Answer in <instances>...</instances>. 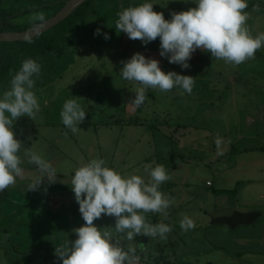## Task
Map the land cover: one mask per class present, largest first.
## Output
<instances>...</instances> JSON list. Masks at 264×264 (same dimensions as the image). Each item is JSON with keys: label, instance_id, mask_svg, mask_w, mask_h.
I'll list each match as a JSON object with an SVG mask.
<instances>
[{"label": "rangeland", "instance_id": "rangeland-1", "mask_svg": "<svg viewBox=\"0 0 264 264\" xmlns=\"http://www.w3.org/2000/svg\"><path fill=\"white\" fill-rule=\"evenodd\" d=\"M40 1L0 0V13ZM143 2L88 0L78 15L75 14L79 7L30 42L13 43L17 55L11 68L0 78V93L10 87L22 61L35 59L41 65L34 88L41 110L34 120L24 115L13 124L14 134L24 146L20 151L24 177L0 192V264H62L54 254L55 247L67 239L74 240V229L85 223L70 186L71 178L76 168L93 158H103L107 166L123 174L142 175L146 180L145 165H163L171 177L170 184L177 182L175 193L180 190L179 183L185 182L184 188L189 183L191 189L184 191L186 196L179 206L182 213L173 211L172 214L178 215L171 218L157 212L143 213L147 223L163 222L172 227L166 239L138 235L128 241L126 233L116 234L123 245L136 247L139 257L143 253L144 259L151 255L159 258L161 250L172 249L177 252V258L184 257L180 264H199L196 254L184 250V244L193 241L191 236L195 231L192 234L191 229L184 231L180 221L185 216L195 223L206 219L210 209L223 203L222 198L209 194L211 188L218 186L215 167L224 166L216 162L218 152L225 150L227 157L232 158L244 148L264 147V47L257 50L255 58L239 65L225 63L213 58L210 52L197 49L189 61L190 67L183 69L159 55V38L145 45L139 39H129L122 31L117 33L118 13ZM152 2L156 3L153 9L163 12L166 19L173 11L195 7L192 0ZM63 5L56 3L30 11L12 22L34 26ZM244 11L249 16L246 27L251 34L264 32V0H248ZM98 27L110 39H104L102 34L94 35ZM135 52L158 59L165 72L194 77L191 94L178 88L168 92L148 88L144 104L134 108L130 99L138 85L122 79L119 69L122 61ZM68 99H77L86 109V118L76 133L61 121L60 112ZM247 116L254 118L252 122L248 123ZM217 138L220 145L216 144ZM28 150L51 161L59 172L58 183L49 184L45 178L38 190L26 189L40 175L39 169L27 160ZM250 155L264 156L242 154L240 157ZM206 179L213 182V187L206 186ZM201 188H205L206 196ZM44 191L49 192L47 205L43 202ZM224 195L228 203L235 204L236 194L225 192ZM190 196L191 201L187 200ZM155 217L161 221L153 222ZM179 217L181 220H177ZM93 223L101 230L115 233V217L102 215ZM149 260H144L145 264H154L153 258Z\"/></svg>", "mask_w": 264, "mask_h": 264}, {"label": "clouds", "instance_id": "clouds-1", "mask_svg": "<svg viewBox=\"0 0 264 264\" xmlns=\"http://www.w3.org/2000/svg\"><path fill=\"white\" fill-rule=\"evenodd\" d=\"M192 3L195 7L173 11L166 19L163 12L153 9L156 3L144 0L120 11L115 29L145 45L159 38V55L183 69L190 67L189 61L197 49L210 52L213 58L225 63L239 65L255 58L257 50L264 47V32L253 36L246 27L249 16L244 10L248 0H192ZM101 34L104 39H110V35L98 27L94 35ZM122 65L121 78L138 85L130 99L134 108L144 104L148 88L161 92L178 88L191 94L195 84L194 77L176 71L165 72L158 59L140 52L122 61ZM40 73V63L32 58L25 59L12 77L10 87L0 93V192L24 177L20 155L24 146L16 138L13 124L24 115L34 120L41 110L34 92L35 78ZM60 116L63 125L76 133L86 118V109L77 99H68ZM220 143L217 138L216 144ZM25 155L40 172L26 189L38 190L45 178L49 184L56 182L59 172L51 161L36 151L28 150ZM145 170L147 180L139 174H123L107 166L103 158H93L75 169L70 186L85 223L74 229V240L67 239L55 247L54 254L62 264H139L136 247L125 250L123 242L112 231L101 230L93 223L102 215L115 217V233H126L128 241L138 235L166 239L172 227L163 222L147 223L143 213L157 212L167 216L173 200L160 190V185L171 177L163 165H145ZM180 227L187 231L195 227V222L185 216Z\"/></svg>", "mask_w": 264, "mask_h": 264}, {"label": "crops", "instance_id": "crops-1", "mask_svg": "<svg viewBox=\"0 0 264 264\" xmlns=\"http://www.w3.org/2000/svg\"><path fill=\"white\" fill-rule=\"evenodd\" d=\"M219 153L221 152H218L216 162L224 166L221 168L215 167V181L218 186L217 188H211L213 182L208 179H206V186L211 188L209 193L211 197L222 198L224 201L220 206L210 209L206 219L201 218L196 221L195 227L189 231L190 234L195 231V234L191 236L193 241H190L188 245L184 244V250L191 253V255L195 256L196 254L198 257L196 260L199 264H264V156L259 158L256 155H264V147L244 148L232 158L227 157L225 150L222 155ZM242 154H254L256 156L250 155L244 158L240 157ZM183 163L185 164L187 161L184 160ZM166 182L168 183L165 186L160 185V188L165 195L173 200L170 206L174 209H167V216L171 218V216L178 215L172 214L173 211L182 213L179 210L182 207L179 206H182L181 202H184L186 196L184 191L187 189L189 191L191 188L189 183L186 184L187 188H184L185 182L179 183L180 190L175 193L177 182H175L176 184ZM237 182H240L236 193L237 198L235 204L231 205L227 202L224 191L232 190ZM200 191L202 194L205 193L204 196L208 194L205 192V188H201ZM191 197H188L187 200L190 199L191 201ZM224 209L244 215L251 213L252 216L244 222L234 220L228 225L221 221L211 222L210 215ZM177 220H181L180 217ZM156 221L161 220L155 217L153 222ZM114 236L118 237L116 233H114ZM123 246L125 250L129 248ZM139 253L138 250L137 254ZM176 253L172 249L171 251H168V249L167 251L161 250L159 258L168 260L171 264H180L184 257L177 258ZM144 258L143 253H141L140 260L145 264L144 260H147V258Z\"/></svg>", "mask_w": 264, "mask_h": 264}, {"label": "water", "instance_id": "water-1", "mask_svg": "<svg viewBox=\"0 0 264 264\" xmlns=\"http://www.w3.org/2000/svg\"><path fill=\"white\" fill-rule=\"evenodd\" d=\"M86 0H67L64 5L51 17L46 20L28 27L21 31H4L0 32V42H20V41H29L42 33L48 31L61 21H63L66 17H68L73 11H75L78 7H80ZM260 114L257 117H260ZM256 117V118H257ZM248 123L252 122L254 118L248 117ZM259 119V118H257ZM255 119V120H257ZM252 214H240L235 211L229 210H220L215 214L210 215L211 222L221 221L224 224H231L234 220L236 222H244L251 218Z\"/></svg>", "mask_w": 264, "mask_h": 264}, {"label": "trees", "instance_id": "trees-1", "mask_svg": "<svg viewBox=\"0 0 264 264\" xmlns=\"http://www.w3.org/2000/svg\"><path fill=\"white\" fill-rule=\"evenodd\" d=\"M65 1L66 0H41L38 3H35V4L31 3L30 5L25 6L23 8H17L15 10H8V11H5L4 13H0V32L24 30V29L28 28L29 26L17 25L15 23H13L12 20L23 15V14H26L27 12L36 11V10H39L40 8H44L46 6H51V5L56 4V3H58V4L60 3L61 5H63ZM87 1H85L82 5H84ZM81 6L77 9L76 13L80 10ZM58 9L59 8L54 9L51 12L50 16L53 15L54 13H56L58 11ZM75 15H78V13ZM72 25L73 24H71V26ZM13 43H17V42H0V78L8 72V70L11 68L12 63L15 61L17 52L13 48ZM10 48H11V50H10ZM161 185L165 186L166 182L162 183ZM239 186H240V184L238 183L232 190H228V191H224V192H228L230 194H236L238 189H239ZM160 263L161 264H171L168 260L158 258L155 261V264H160Z\"/></svg>", "mask_w": 264, "mask_h": 264}, {"label": "flooded vegetation", "instance_id": "flooded-vegetation-1", "mask_svg": "<svg viewBox=\"0 0 264 264\" xmlns=\"http://www.w3.org/2000/svg\"><path fill=\"white\" fill-rule=\"evenodd\" d=\"M56 183H58V182H56ZM43 188V187H42ZM45 190V189H44ZM49 192L48 191H44L43 192V194H44V199H43V202L45 203V205H47V203H50V201L48 200V198H49V194H48ZM43 198V197H42ZM60 209V208H59ZM137 251H138V249H136ZM150 255V254H149ZM148 257V256H147ZM149 258H153L154 260H153V263L155 264V261L158 259V258H156V257H154L153 255H151V256H149ZM149 258H147V260L148 261H150L149 260ZM142 264H144V262L142 263Z\"/></svg>", "mask_w": 264, "mask_h": 264}, {"label": "built area", "instance_id": "built-area-1", "mask_svg": "<svg viewBox=\"0 0 264 264\" xmlns=\"http://www.w3.org/2000/svg\"><path fill=\"white\" fill-rule=\"evenodd\" d=\"M139 264H142L141 260H139Z\"/></svg>", "mask_w": 264, "mask_h": 264}]
</instances>
